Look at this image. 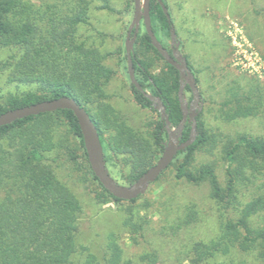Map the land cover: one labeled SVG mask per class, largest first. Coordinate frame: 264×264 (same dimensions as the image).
<instances>
[{"label":"trees","instance_id":"16d2710c","mask_svg":"<svg viewBox=\"0 0 264 264\" xmlns=\"http://www.w3.org/2000/svg\"><path fill=\"white\" fill-rule=\"evenodd\" d=\"M26 1L0 0V47L20 50L19 57L11 62L9 80L37 84L39 91L9 96L0 105V115L61 97L75 99L86 109L98 129L111 176L117 179L113 167L118 166L116 156L123 155L131 166L128 185L134 184L156 164L168 141L165 120L161 119L154 109V102L145 96V92L162 100L171 128H177L183 119L179 101L183 80L179 71L169 65L153 46L144 24L133 52L136 79L144 91H139L130 82L125 47L119 51L121 71L129 81L134 102L157 115L151 134L146 137L127 124L108 101L105 87L115 75V71L104 64L109 54L77 41V27L89 19L90 5L94 0H71L73 5L66 13L51 12L52 7H47L38 15L33 5ZM162 1L170 19L158 0L150 2V18L157 39L171 53V45L165 41L171 42L174 20L167 0ZM105 4V8L111 9L106 1ZM134 11L135 0L133 14ZM186 59L198 85L197 73ZM184 93L191 94L188 103L193 101L189 86ZM262 100V93L257 88L233 87L220 110L222 116L230 120L258 116ZM202 116L200 112L196 118V140L177 154L167 170L175 166V179L190 184L209 182L211 198L223 208L234 207L237 214L222 222L217 237L194 242L187 252L182 253L177 264H237L235 257L238 256L251 258L252 264H264V223L257 221V217L264 215V184L251 201L235 205L238 202L237 183L247 178L245 172L250 170L252 177L264 172V138L240 137L227 151L228 180L224 187L212 166L191 167L196 152L208 142ZM191 130L192 123L187 122L181 142L189 139ZM107 131L114 133L111 141L105 138ZM69 137L76 140L81 163L101 189L102 203L134 205L141 199L142 196L130 201L118 199L103 187L91 168L81 127L73 111L57 110L3 126L0 128V264H70L71 258L79 250H84L76 243L81 203L58 179L55 168L47 163L46 158L48 152L63 151L75 161L77 157L71 149ZM5 139L8 140L7 148L2 142ZM146 216L130 210L124 220V227L134 245L145 240L150 223ZM196 219L197 211L188 206L165 231L170 235L191 226ZM140 261L157 264L159 259L156 253H146L140 256ZM83 264L99 263L96 255L88 253ZM104 264H129L124 260V249L115 233L109 237Z\"/></svg>","mask_w":264,"mask_h":264},{"label":"rangeland","instance_id":"374dc122","mask_svg":"<svg viewBox=\"0 0 264 264\" xmlns=\"http://www.w3.org/2000/svg\"><path fill=\"white\" fill-rule=\"evenodd\" d=\"M105 1L112 10L105 8ZM26 3L33 5L37 15L47 7H52L51 12L66 13L73 5L71 0H27ZM167 3L175 30L183 40L180 51L197 73L203 101L202 118L208 133V142L196 152L191 167L212 166L225 187L228 180L227 151L240 137L264 138V0H167ZM132 6L133 0H94L90 5L89 19L77 27L76 38L87 47H96L109 54L104 64L113 69L115 75L105 87L108 101L127 124L149 137L157 115L134 102L129 92V81L119 62V51L125 47L127 32L134 18ZM143 24L140 29H143ZM165 42L171 45L170 41ZM19 55L17 48L0 47V105L11 95L39 91L37 84L9 80L11 62ZM248 86L262 93L260 114L233 120L224 118L220 109L231 89ZM190 95L184 93L187 102ZM104 135L111 141L114 133L107 131ZM69 141L77 157L75 161L63 151L48 152L46 158L47 163L55 168L58 179L72 190L82 206L76 243L84 250H79L70 264H83L88 253L96 255L98 263L104 264L106 247L113 233L118 235L124 249V260L129 264H145L140 261V256L146 253H156L157 264H177L182 253L187 252L194 242L217 237L222 222L237 214L234 207L223 208L211 198L209 182L195 185L175 179V166L151 184L134 205L127 202L102 203L101 189L81 163L76 140L69 137ZM2 142L7 148L8 140ZM116 159L118 166L113 167L116 181L130 186L127 179L131 166L123 155H117ZM250 175V170H247V178L237 183L236 206L251 201L264 184V172L254 177ZM188 206L197 211L196 221L168 235L165 229L169 230ZM130 210L147 215L150 220L145 240L140 245L131 243L128 229L123 224ZM257 221L264 223V215L257 217ZM235 258L237 264L243 261L245 264L253 263L246 256Z\"/></svg>","mask_w":264,"mask_h":264},{"label":"water","instance_id":"95a60500","mask_svg":"<svg viewBox=\"0 0 264 264\" xmlns=\"http://www.w3.org/2000/svg\"><path fill=\"white\" fill-rule=\"evenodd\" d=\"M164 13L170 19V14L162 0H158ZM150 2L151 0H135L134 18L131 22L126 40L125 51L128 63V75L130 82L139 90L144 91L138 80L136 79V72L133 63L134 45L140 30L141 23L145 25V30L151 39L153 46L165 61L176 68L183 80L179 89V101L183 111V119L180 125L172 129L170 121L166 113V107L161 99L154 97L145 92V96L154 102V109L158 111L162 120H165L168 141L166 143L164 152L158 162L144 173L137 182L130 186L118 183L110 174L106 166L104 150L98 133V129L92 121L89 113L85 108L81 107L77 101L70 97H61L59 99L44 101L31 106L8 111L0 115V128L10 125L18 120L37 116L40 114L51 113L57 110H71L74 112L81 127L84 145L88 154V159L91 168L99 179L103 187L108 190L114 197L125 201L137 199L143 195L148 187L157 181L160 175L167 170V168L174 161L175 157L180 151L186 150L190 147L197 137V116L202 111L203 101L196 82V77L189 67L186 57L180 51V41L174 27L171 28V50L170 53L157 39L151 23L150 18ZM186 86H189L193 101L189 104L184 96ZM187 122L192 123V130L187 141L181 142L180 137L183 133L184 126Z\"/></svg>","mask_w":264,"mask_h":264},{"label":"crops","instance_id":"0c3cea01","mask_svg":"<svg viewBox=\"0 0 264 264\" xmlns=\"http://www.w3.org/2000/svg\"><path fill=\"white\" fill-rule=\"evenodd\" d=\"M178 38H179V41H180V44L183 43V40L180 39V36L178 35ZM130 92V91H129ZM131 93V92H130ZM132 95V94H131Z\"/></svg>","mask_w":264,"mask_h":264},{"label":"flooded vegetation","instance_id":"af4514ba","mask_svg":"<svg viewBox=\"0 0 264 264\" xmlns=\"http://www.w3.org/2000/svg\"><path fill=\"white\" fill-rule=\"evenodd\" d=\"M191 103H192V101L189 104H191Z\"/></svg>","mask_w":264,"mask_h":264}]
</instances>
